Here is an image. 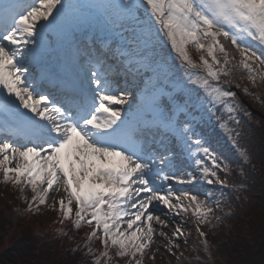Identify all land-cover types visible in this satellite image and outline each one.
<instances>
[{
	"label": "snow or ice",
	"instance_id": "snow-or-ice-1",
	"mask_svg": "<svg viewBox=\"0 0 264 264\" xmlns=\"http://www.w3.org/2000/svg\"><path fill=\"white\" fill-rule=\"evenodd\" d=\"M0 184L31 264H264V0H0Z\"/></svg>",
	"mask_w": 264,
	"mask_h": 264
},
{
	"label": "rangeland",
	"instance_id": "rangeland-1",
	"mask_svg": "<svg viewBox=\"0 0 264 264\" xmlns=\"http://www.w3.org/2000/svg\"><path fill=\"white\" fill-rule=\"evenodd\" d=\"M0 190L2 191L0 193V197L3 196V200L0 199V261H3V255H5L6 250L10 248L11 245L15 244L17 240H24V236L21 237L24 232H27L29 236L31 234L36 235V237L42 238L46 243L53 229L59 227V225L53 223L57 214L48 210H45L42 216H33L31 214H27L26 217L20 221V223H12V218L15 214L13 212V208L8 202H13V194L16 193V191H14L13 189L4 190V188L1 187ZM6 195L8 196L7 198ZM259 195H253L252 197H258ZM49 202H51V200ZM254 203L255 211L252 213L249 222H234L233 234L235 236V239L231 243V251L229 252L230 257H234L240 252V249L242 247H245L246 245L254 246V250L256 251V244L252 242L251 237L249 236V232L253 231L254 225L256 228H264V208H262L261 202L258 199H256ZM190 229L191 226H189V228H186L185 231H189ZM87 230L88 229L84 228L83 230H80V232L76 235H78L79 238H82L84 232H86ZM27 238L28 237H26L25 240ZM220 238L221 237H210V239H213L214 243L217 242ZM191 241L192 236L189 238L188 243L191 244ZM40 242L42 243V241ZM45 243H43V245H45ZM94 247L99 248V243L96 242L94 244ZM222 247H228V245H224ZM149 255H151V253H149ZM168 261L169 260L167 258L162 260L160 258V254L157 253L155 262L146 259L145 264H167ZM119 264H124V262L120 261Z\"/></svg>",
	"mask_w": 264,
	"mask_h": 264
},
{
	"label": "trees",
	"instance_id": "trees-1",
	"mask_svg": "<svg viewBox=\"0 0 264 264\" xmlns=\"http://www.w3.org/2000/svg\"><path fill=\"white\" fill-rule=\"evenodd\" d=\"M253 111L255 112L256 110L253 109ZM4 190H11V189L9 186H4ZM1 192L2 191L0 190V193ZM16 194L17 192L13 194L14 198ZM259 194L260 193L258 189L253 190L250 193H245V195H249V196L259 195ZM2 197H0V199L3 200ZM7 197L8 196L6 195V198ZM23 236H24V240L23 239L17 240L15 244L11 245L10 248L6 250L5 255H3V264H31V261L35 259V253L37 251V247L43 245L45 241L42 238H38L36 237V235L33 234L29 236L27 232H24L21 237ZM249 236L251 237L252 242L256 244L257 252H259L261 248H264V228L263 229L256 228L254 225L253 231L249 232ZM26 237L28 238L25 240ZM79 239L80 238L77 235V240ZM40 241H42V243ZM246 247H248L249 250L254 249V246L252 245H246ZM167 264H169V261ZM171 264H176L174 259L171 260Z\"/></svg>",
	"mask_w": 264,
	"mask_h": 264
}]
</instances>
